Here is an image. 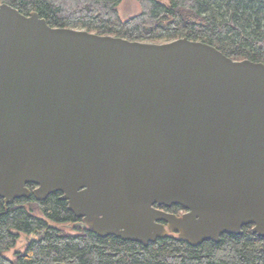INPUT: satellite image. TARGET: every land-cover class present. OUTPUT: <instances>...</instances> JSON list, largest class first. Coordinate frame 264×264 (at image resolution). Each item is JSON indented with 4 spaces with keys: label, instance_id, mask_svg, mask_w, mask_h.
<instances>
[{
    "label": "water",
    "instance_id": "1",
    "mask_svg": "<svg viewBox=\"0 0 264 264\" xmlns=\"http://www.w3.org/2000/svg\"><path fill=\"white\" fill-rule=\"evenodd\" d=\"M58 192L101 237L264 238V62L1 3L0 197Z\"/></svg>",
    "mask_w": 264,
    "mask_h": 264
},
{
    "label": "trees",
    "instance_id": "2",
    "mask_svg": "<svg viewBox=\"0 0 264 264\" xmlns=\"http://www.w3.org/2000/svg\"><path fill=\"white\" fill-rule=\"evenodd\" d=\"M138 1L142 10L127 20L118 13L122 0L0 3L25 14L37 11L56 27L158 43L188 37L210 43L234 59L264 62V0ZM60 195L53 193L44 200L32 195L13 203L0 197V264H264V238L251 225L244 226L241 234H224L219 242L191 245L170 233L143 245L115 235L101 237L84 228ZM171 207L172 211L179 208ZM65 224H73L75 232L66 231ZM21 233L40 236L9 259L6 253Z\"/></svg>",
    "mask_w": 264,
    "mask_h": 264
},
{
    "label": "rangeland",
    "instance_id": "3",
    "mask_svg": "<svg viewBox=\"0 0 264 264\" xmlns=\"http://www.w3.org/2000/svg\"><path fill=\"white\" fill-rule=\"evenodd\" d=\"M141 10H142V7L138 0H122V2L120 3L118 7V11H119L118 13L120 17L122 18V20H127L133 16L138 15ZM64 227H65L64 229L68 232H72V233L75 232L73 224H72V227L71 225H68V224H65ZM38 236L40 235L39 234L26 235L24 233H21L20 237H18L19 239L15 247L9 249L6 255L9 257V259L14 258L17 252L21 250L23 251V249H25L29 240L33 238L36 239L38 238Z\"/></svg>",
    "mask_w": 264,
    "mask_h": 264
},
{
    "label": "flooded vegetation",
    "instance_id": "4",
    "mask_svg": "<svg viewBox=\"0 0 264 264\" xmlns=\"http://www.w3.org/2000/svg\"><path fill=\"white\" fill-rule=\"evenodd\" d=\"M33 187V186H32ZM171 207V206H170ZM159 208H163V209H165V210H167V211H170V212H176V213H178L179 215L182 213V211H181V208L179 207V208H177L176 209V211H172L171 210V208H173V207H171V208H166L165 206H160Z\"/></svg>",
    "mask_w": 264,
    "mask_h": 264
}]
</instances>
